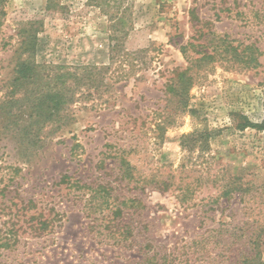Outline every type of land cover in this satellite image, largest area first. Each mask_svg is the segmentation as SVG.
<instances>
[{
  "label": "rangeland",
  "instance_id": "obj_1",
  "mask_svg": "<svg viewBox=\"0 0 264 264\" xmlns=\"http://www.w3.org/2000/svg\"><path fill=\"white\" fill-rule=\"evenodd\" d=\"M57 1L0 0V103L65 101L33 145L0 110V264H264V0Z\"/></svg>",
  "mask_w": 264,
  "mask_h": 264
},
{
  "label": "trees",
  "instance_id": "obj_2",
  "mask_svg": "<svg viewBox=\"0 0 264 264\" xmlns=\"http://www.w3.org/2000/svg\"><path fill=\"white\" fill-rule=\"evenodd\" d=\"M92 5L95 6H113L117 7V0H89ZM111 2V3H110ZM47 10H56L57 8H62V5L57 1V0H46V7ZM190 15L192 16V20L198 21L196 14L191 11ZM113 19V18H112ZM114 20V19H113ZM116 21H121V17H117L115 19ZM116 23V22H115ZM114 25L112 26H115ZM119 23V22H118ZM113 32L115 34H119L120 29L118 28H112ZM115 36V35H114ZM119 36V35H117ZM115 36V37H117ZM24 48L27 51L28 48L29 50L33 53L34 52V43L31 41L26 42L24 41ZM209 55L206 53H203V58L202 59H208ZM200 59V60H202ZM200 60H190L188 66L184 68H178L173 70L172 76L168 80L169 82L167 83L166 86V92L170 93L174 98L178 99V106L181 110L187 108L188 106V90L192 86V80H193V75H192V67L195 65V62H198ZM16 75L12 80V88L13 90H22L31 85L34 84L35 78L37 75L35 67L28 62L27 60L21 61L18 63L15 71ZM50 83H48L49 85ZM49 87H54V85H49ZM25 91V89H24ZM40 92L34 93V95L27 97L28 99L25 100L26 105H17L19 101H22L21 99H26L24 98L23 95H25V92L22 96L18 97H8L9 99L3 101L0 103V110L6 109V113L10 114L12 109L15 107L17 109H21L24 106H28L30 109V114L27 115L28 118L32 119V122H29L27 125H22L21 128V138L24 143L27 145H33L35 142V137L38 138V131H40L43 128V125L40 127H37V123H39L38 120L41 121H49L53 117L57 116L60 111L63 110V105L65 104V101L63 99L62 94H60L59 91H54V90H38ZM11 110V111H9ZM189 112H192L190 109ZM254 127L260 130H264V120L259 123H250L247 119L244 120V122L239 125L240 129H243L245 127ZM35 131V133H34ZM34 133V135H32ZM34 138V139H33ZM206 134H205V139H206ZM47 224L46 220H40L37 222L36 226L33 225L32 229L34 231H40L43 229V227ZM258 261L257 256L250 257L249 259L244 258L242 263H253Z\"/></svg>",
  "mask_w": 264,
  "mask_h": 264
}]
</instances>
